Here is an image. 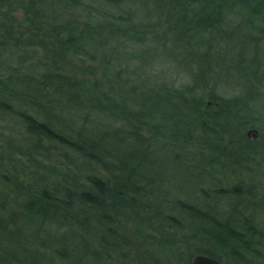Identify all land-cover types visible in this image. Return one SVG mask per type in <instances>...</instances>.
Returning <instances> with one entry per match:
<instances>
[{"label": "trees", "instance_id": "16d2710c", "mask_svg": "<svg viewBox=\"0 0 264 264\" xmlns=\"http://www.w3.org/2000/svg\"><path fill=\"white\" fill-rule=\"evenodd\" d=\"M58 3L0 0V264H264V0Z\"/></svg>", "mask_w": 264, "mask_h": 264}, {"label": "rangeland", "instance_id": "374dc122", "mask_svg": "<svg viewBox=\"0 0 264 264\" xmlns=\"http://www.w3.org/2000/svg\"><path fill=\"white\" fill-rule=\"evenodd\" d=\"M54 1V2H53ZM20 2H24L25 6L28 8L32 9L34 15H35V20L37 23H45L44 25L49 26L52 24V16L54 17H61L60 14L65 13V8L61 6V4L58 3V0H20ZM6 12V10H4ZM14 16L18 19H22L24 17V10L23 9H18L15 13ZM65 16L62 17L64 19ZM162 28H166V26H162ZM163 29V30H164ZM217 44L219 41L216 42ZM220 45L218 49H220ZM215 49V50H218ZM172 50L166 49L163 50L161 48H158L156 52H151L143 57L145 62H148L150 64L155 63L154 65L158 66V69L160 71L159 76L161 78H168L172 76H177L181 72V69L176 65L175 61H178L177 59H173L171 57ZM202 66V63L199 61L196 64H192L191 68L194 73L198 72ZM187 68V67H186ZM188 69V68H187ZM189 74L188 72H183V75L187 77ZM184 76V78H186ZM207 79V77H204ZM184 80V79H183ZM182 81V80H180ZM226 85H222L220 89L222 90ZM224 92V91H222ZM224 94V93H223ZM225 95L229 96L232 95L231 91L228 93L226 92ZM251 140L255 139L253 136L249 137ZM160 154L157 156L159 158Z\"/></svg>", "mask_w": 264, "mask_h": 264}, {"label": "water", "instance_id": "95a60500", "mask_svg": "<svg viewBox=\"0 0 264 264\" xmlns=\"http://www.w3.org/2000/svg\"><path fill=\"white\" fill-rule=\"evenodd\" d=\"M253 136L255 139L259 138V132L255 129H251L248 131V137ZM191 264H224L221 261L212 258L207 255H197L193 260Z\"/></svg>", "mask_w": 264, "mask_h": 264}]
</instances>
